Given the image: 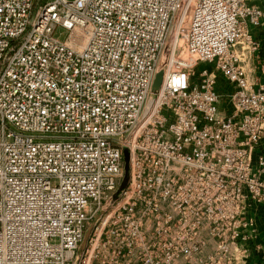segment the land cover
Instances as JSON below:
<instances>
[{"label": "built area", "instance_id": "obj_1", "mask_svg": "<svg viewBox=\"0 0 264 264\" xmlns=\"http://www.w3.org/2000/svg\"><path fill=\"white\" fill-rule=\"evenodd\" d=\"M263 24L264 0H0V264H244Z\"/></svg>", "mask_w": 264, "mask_h": 264}, {"label": "crops", "instance_id": "obj_2", "mask_svg": "<svg viewBox=\"0 0 264 264\" xmlns=\"http://www.w3.org/2000/svg\"><path fill=\"white\" fill-rule=\"evenodd\" d=\"M259 30L260 34L256 36V38L263 43L261 55L264 63V24L259 28ZM259 76H257V78ZM247 216L254 219L256 234L255 240L248 246L250 254L244 264H264V205L254 206L250 209Z\"/></svg>", "mask_w": 264, "mask_h": 264}, {"label": "water", "instance_id": "obj_3", "mask_svg": "<svg viewBox=\"0 0 264 264\" xmlns=\"http://www.w3.org/2000/svg\"><path fill=\"white\" fill-rule=\"evenodd\" d=\"M163 81V73H159L156 77L155 83H154V91H157L160 89ZM124 155H125V177L121 185V189H124L127 187L129 183V173H130V152L129 150L125 149L124 150Z\"/></svg>", "mask_w": 264, "mask_h": 264}, {"label": "rangeland", "instance_id": "obj_4", "mask_svg": "<svg viewBox=\"0 0 264 264\" xmlns=\"http://www.w3.org/2000/svg\"><path fill=\"white\" fill-rule=\"evenodd\" d=\"M250 30H251V33H252L255 37L258 36V35L260 34V30H259V28H256V27H253V26H250ZM63 39H65V37H63ZM164 63H165V59L162 60L161 65L164 64ZM257 76H259V75H257ZM257 76H256V77H257Z\"/></svg>", "mask_w": 264, "mask_h": 264}]
</instances>
